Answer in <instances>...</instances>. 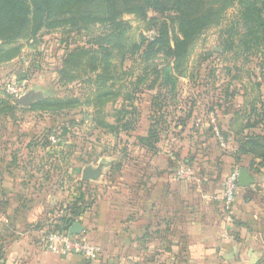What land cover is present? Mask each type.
Returning a JSON list of instances; mask_svg holds the SVG:
<instances>
[{
  "label": "rangeland",
  "instance_id": "obj_1",
  "mask_svg": "<svg viewBox=\"0 0 264 264\" xmlns=\"http://www.w3.org/2000/svg\"><path fill=\"white\" fill-rule=\"evenodd\" d=\"M236 16L237 7H229L180 61L143 57L158 28L171 45L176 34L174 23L153 11L145 18L123 13L115 24L73 23L65 15L32 36L0 39V264L39 263L46 230L64 216L82 222L90 215L107 185L102 176L83 181L87 166L129 176L148 158L168 157L193 200L213 187L208 180L218 178L227 156L240 166L235 169L264 178V42L247 52L224 51L225 28ZM63 53L64 68L57 71ZM165 72L172 82H164ZM27 92L41 97L29 105L14 102ZM123 107L122 121L131 124L126 130L116 123ZM151 123L157 132L147 146L139 137ZM183 169L188 172L180 176ZM111 175L109 181L116 178ZM130 247L75 258L81 264H178L177 257L139 258Z\"/></svg>",
  "mask_w": 264,
  "mask_h": 264
},
{
  "label": "crops",
  "instance_id": "obj_2",
  "mask_svg": "<svg viewBox=\"0 0 264 264\" xmlns=\"http://www.w3.org/2000/svg\"><path fill=\"white\" fill-rule=\"evenodd\" d=\"M177 160L179 168L184 166ZM238 167L224 157L218 178L208 180L213 187L195 200L184 180L172 172L168 157L162 162L148 158L129 176L102 171L99 177L104 180L99 182L107 186L80 224L104 256L130 245L142 259L156 254L177 257L178 264H264V178L248 169L254 180L238 186L230 207L221 190L226 176ZM109 175L116 178L109 181ZM39 257L37 264H81L75 256L50 250Z\"/></svg>",
  "mask_w": 264,
  "mask_h": 264
},
{
  "label": "trees",
  "instance_id": "obj_3",
  "mask_svg": "<svg viewBox=\"0 0 264 264\" xmlns=\"http://www.w3.org/2000/svg\"><path fill=\"white\" fill-rule=\"evenodd\" d=\"M235 6L237 16L225 28L222 49L227 51L242 47L246 52L254 50L264 42V0H0V39L32 36L42 27H56L65 15L73 23L79 20L115 24L117 16L123 13L145 18L148 11H153L174 23L176 34L171 45L165 32L158 28L157 35L147 41L143 57L154 58L161 54L180 61L185 58L186 50L193 41L209 26L222 23L227 9ZM60 57L57 71L64 68L65 53ZM164 82H172L168 72L164 73ZM127 113L124 107L118 112L117 127L125 130L130 127L129 121H122ZM107 126L113 128L110 124ZM156 132L151 123L147 135L139 139L152 146ZM73 222L75 219L64 216L56 229L66 230Z\"/></svg>",
  "mask_w": 264,
  "mask_h": 264
},
{
  "label": "built area",
  "instance_id": "obj_4",
  "mask_svg": "<svg viewBox=\"0 0 264 264\" xmlns=\"http://www.w3.org/2000/svg\"><path fill=\"white\" fill-rule=\"evenodd\" d=\"M187 172L188 169L180 170L179 175L187 174ZM238 174L239 170L235 169L226 176L224 181L223 196L226 205L229 207L236 199ZM84 233L82 230L78 234L68 235V229L63 231L58 229L46 230L43 237L44 247L55 254H70L87 260L100 256L101 247L92 242Z\"/></svg>",
  "mask_w": 264,
  "mask_h": 264
},
{
  "label": "water",
  "instance_id": "obj_5",
  "mask_svg": "<svg viewBox=\"0 0 264 264\" xmlns=\"http://www.w3.org/2000/svg\"><path fill=\"white\" fill-rule=\"evenodd\" d=\"M41 97L39 93L27 92L24 95L18 97L14 100L16 104L19 105H29L33 100ZM102 174L101 164L96 167L87 166L82 170L81 179L83 181L97 180ZM254 180V177L246 168H240L237 178V183L239 187H246L251 184ZM83 230V226L79 221L73 222L68 228V235L78 234Z\"/></svg>",
  "mask_w": 264,
  "mask_h": 264
}]
</instances>
